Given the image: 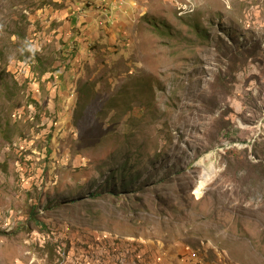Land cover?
Listing matches in <instances>:
<instances>
[{
    "label": "rangeland",
    "instance_id": "rangeland-1",
    "mask_svg": "<svg viewBox=\"0 0 264 264\" xmlns=\"http://www.w3.org/2000/svg\"><path fill=\"white\" fill-rule=\"evenodd\" d=\"M0 264H264V0H0Z\"/></svg>",
    "mask_w": 264,
    "mask_h": 264
},
{
    "label": "bare ground",
    "instance_id": "bare-ground-1",
    "mask_svg": "<svg viewBox=\"0 0 264 264\" xmlns=\"http://www.w3.org/2000/svg\"><path fill=\"white\" fill-rule=\"evenodd\" d=\"M202 162H205V159H202ZM211 163V162H210ZM206 167V166H205ZM207 168V167H206ZM213 168L212 167H208L207 168V173L203 174V176L201 177L200 181H199V184L197 185L196 189L194 190V194L197 195V197L200 199L202 196H203V192H204V189L206 188L208 182H209V179H210V176L214 173L213 172Z\"/></svg>",
    "mask_w": 264,
    "mask_h": 264
},
{
    "label": "trees",
    "instance_id": "trees-1",
    "mask_svg": "<svg viewBox=\"0 0 264 264\" xmlns=\"http://www.w3.org/2000/svg\"><path fill=\"white\" fill-rule=\"evenodd\" d=\"M122 175V177H123V181H122V183H123V185L125 186L126 184L128 185L127 187L128 188H130V187H132L133 185H137V183L138 182H136L135 184H133V182H131L130 180H128V178H126V174H121ZM111 179H115V176L113 175L112 177H111ZM126 183V184H125ZM138 189H141V186L140 187H138ZM104 193V191H98V192H96V194L97 195H101V194H103Z\"/></svg>",
    "mask_w": 264,
    "mask_h": 264
}]
</instances>
